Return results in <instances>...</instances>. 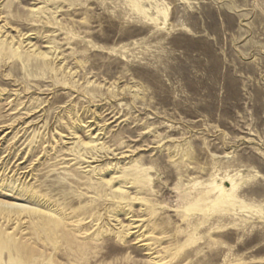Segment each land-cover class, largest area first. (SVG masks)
<instances>
[{
    "label": "rangeland",
    "instance_id": "1",
    "mask_svg": "<svg viewBox=\"0 0 264 264\" xmlns=\"http://www.w3.org/2000/svg\"><path fill=\"white\" fill-rule=\"evenodd\" d=\"M0 45V264H264V0H0Z\"/></svg>",
    "mask_w": 264,
    "mask_h": 264
},
{
    "label": "bare ground",
    "instance_id": "2",
    "mask_svg": "<svg viewBox=\"0 0 264 264\" xmlns=\"http://www.w3.org/2000/svg\"><path fill=\"white\" fill-rule=\"evenodd\" d=\"M1 46V45H0ZM2 49V48H1ZM34 54V53H33ZM43 55V54H42ZM40 56V55H39ZM120 192V191H119ZM19 211V210H18ZM22 211V210H21ZM24 211V210H23ZM26 211V210H25ZM24 211V212H25ZM38 211V210H37ZM36 210H35V212H37ZM14 212V211H13ZM16 212V211H15ZM32 213L34 212L33 210L31 211ZM9 213H11V212H9ZM27 213H29V212H27ZM37 213H39V211L37 212ZM41 213H43V212H41ZM17 214V213H16ZM31 214V213H30ZM45 214V213H44ZM35 215V214H34ZM37 215V214H36ZM42 215V214H41ZM47 218H48V221H50L51 222V220H50V215H48L47 214Z\"/></svg>",
    "mask_w": 264,
    "mask_h": 264
}]
</instances>
